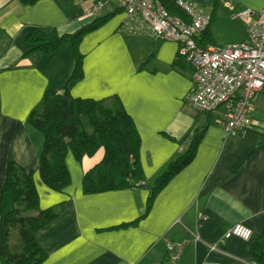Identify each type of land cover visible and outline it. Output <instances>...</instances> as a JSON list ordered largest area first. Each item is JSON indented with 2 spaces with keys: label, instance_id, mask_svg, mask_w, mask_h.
Returning <instances> with one entry per match:
<instances>
[{
  "label": "crops",
  "instance_id": "obj_1",
  "mask_svg": "<svg viewBox=\"0 0 264 264\" xmlns=\"http://www.w3.org/2000/svg\"><path fill=\"white\" fill-rule=\"evenodd\" d=\"M87 0H0V195L9 162L32 174L41 211L60 206L57 219L35 234L46 256L43 264H161L167 244L177 248L174 179L156 196L152 209L135 227L145 210L147 192L141 189L84 196L83 175L100 163L102 153L77 163L68 153L65 165L70 184L60 193L49 190L37 168L43 138L26 119L43 96L58 93L74 69L72 49L63 46L51 55L33 52L26 38L32 28L49 40L73 35L110 7L93 16ZM119 13L85 36L79 47L83 80L74 86V99L117 100L132 119L141 140L140 165L151 185L173 160L169 42L122 33ZM145 64L143 69L140 67ZM0 255H5L1 245Z\"/></svg>",
  "mask_w": 264,
  "mask_h": 264
},
{
  "label": "trees",
  "instance_id": "obj_2",
  "mask_svg": "<svg viewBox=\"0 0 264 264\" xmlns=\"http://www.w3.org/2000/svg\"><path fill=\"white\" fill-rule=\"evenodd\" d=\"M36 1L21 0L25 6H33ZM155 1L167 11V0ZM119 13H107L79 32L54 40H49L41 30L32 28L26 38L31 50L23 55L26 58L36 51L51 55L63 46L71 47L74 69L70 78L58 93L43 96L26 119L27 125L43 138L37 171L49 190L60 193L70 184L65 165L67 154L81 163L84 158H93L101 152L100 163L83 175L82 195L136 189L147 192L144 212L133 223L115 230L135 227L147 218L156 196L174 179L171 160L151 185L146 183L139 160L141 140L119 101L96 102L74 99L70 95L71 89L84 78V56L79 50L83 38ZM38 200L32 174H25L9 162L0 195L1 245L5 253L0 255V264H43L46 261L35 234L57 219L61 207L41 211Z\"/></svg>",
  "mask_w": 264,
  "mask_h": 264
},
{
  "label": "built area",
  "instance_id": "obj_3",
  "mask_svg": "<svg viewBox=\"0 0 264 264\" xmlns=\"http://www.w3.org/2000/svg\"><path fill=\"white\" fill-rule=\"evenodd\" d=\"M113 7L123 16L122 33L152 36L168 42L167 11L155 0H87L85 12L93 16ZM167 253L161 264H177V248L167 244Z\"/></svg>",
  "mask_w": 264,
  "mask_h": 264
}]
</instances>
